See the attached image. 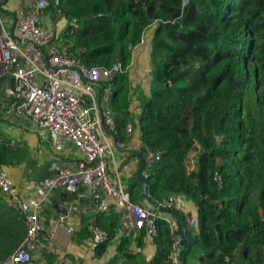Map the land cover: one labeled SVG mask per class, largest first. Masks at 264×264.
Segmentation results:
<instances>
[{
    "label": "trees",
    "instance_id": "1",
    "mask_svg": "<svg viewBox=\"0 0 264 264\" xmlns=\"http://www.w3.org/2000/svg\"><path fill=\"white\" fill-rule=\"evenodd\" d=\"M188 2L50 0L46 10L55 26L58 20L68 22L60 35L56 32L61 51L89 68L121 64L120 73L101 82L99 94L110 92L106 107L122 152L131 142L127 126L135 122L134 54L150 41V96L139 97L141 155L128 153L140 159L142 177L134 174L128 190L132 203L173 218L175 232L159 219L156 237L147 230L123 237L114 209L82 219L78 243L90 240L92 227L108 234L94 250L105 264H172L174 235L183 237L180 259L191 243L186 264L195 246L203 252L199 264L264 263V0ZM12 103L0 107V167L5 168L31 156L27 143L8 132L19 124L10 113ZM150 152L160 159L148 165ZM173 196L197 208L196 234L183 213L165 209ZM26 236L24 215L0 192V261ZM147 245L155 247L152 256L144 253ZM44 253L50 264L59 258Z\"/></svg>",
    "mask_w": 264,
    "mask_h": 264
},
{
    "label": "built area",
    "instance_id": "2",
    "mask_svg": "<svg viewBox=\"0 0 264 264\" xmlns=\"http://www.w3.org/2000/svg\"><path fill=\"white\" fill-rule=\"evenodd\" d=\"M49 5L50 0H29L20 12L10 11V17L5 0H0V107L13 101L12 117L24 129L30 125L51 134L55 153L49 176L35 184L32 194L20 191L8 170L0 167V192L21 211L27 225L24 242L0 264H34L33 252L50 251L42 236L54 238L62 229L75 239L83 228L81 219L112 209L121 215L123 237L136 238L144 230L151 238L156 237L159 219L175 232L173 218L132 203L128 184L111 170L112 163L116 165V125L106 107L109 90L102 95L97 88L100 90L101 82L120 73L121 64L89 68L61 51L56 44L57 27L46 13ZM127 132H134L132 123ZM154 159L159 160V155L150 152L145 157L148 165ZM56 192H60L65 205L50 217L45 210ZM81 197L89 198L90 205H83ZM183 201L173 196L165 209L181 212ZM74 217L79 221L72 223ZM188 223L195 226L192 215ZM91 231L88 243L94 250L108 241L102 229L92 227ZM182 241V236L174 235L172 264H182ZM59 264L74 261L63 255Z\"/></svg>",
    "mask_w": 264,
    "mask_h": 264
},
{
    "label": "crops",
    "instance_id": "3",
    "mask_svg": "<svg viewBox=\"0 0 264 264\" xmlns=\"http://www.w3.org/2000/svg\"><path fill=\"white\" fill-rule=\"evenodd\" d=\"M26 1H29V0H14L13 5L17 6L18 7L17 11L20 12L21 10L25 8ZM5 10H6V14L11 17L12 12H10V10L7 8V5L5 7ZM150 34H151V31H150ZM150 34H148V37ZM147 43H148V47L150 48V51H149V54H150L151 47H150L149 39H147ZM144 49H145V43L143 44V46L139 47L135 51L133 65L131 68V75H132L133 83L136 86V93H137L135 97V101L133 102V107H132V110L134 111V114H135L134 115L135 122L133 124L134 132L130 135L131 142L129 143L125 151L123 152L119 151L117 147L116 162H115L116 165L113 163L111 165L112 172L113 173L118 172L121 178L127 184L131 180L132 176L134 174H137L140 169V159L136 157H129L128 153L129 154L133 153L131 151H140V138H139L140 133L138 129V121H139L141 112L139 108L140 106L139 97L150 96V87H151L152 77H153L152 70H151L149 73L151 80L148 81L149 84L146 87L147 81L142 80L138 74V70L139 68H141V65H139V62H138V58L140 57V54L144 52ZM140 72L141 70L139 71V73ZM137 76H138V80H136ZM135 123H137V125H135ZM9 129H14V131H10L9 134H11V132H17V133L25 132V134L35 133L34 136H31L25 139L26 140L25 142L27 143L28 147L30 148V152H31L29 161L21 165L6 168L8 170V173L12 177L16 187L20 191H27L30 194H32L34 192L35 184H37L38 182L48 177L51 172V164L53 163V159L55 155L54 150L51 145V134L35 129L33 126H30V125H28L24 129L22 128L21 124H17L16 126L12 128H8V130ZM14 137L16 138V136ZM114 143L116 145V141ZM38 150L40 154V159L37 161H34L33 152H38ZM71 153L74 154L73 152ZM35 170H38V173L36 176L33 174V171ZM61 198H62V195L60 194V192H56L53 198V201L51 202V204H49L46 207L45 211H47L48 216L52 217V216L57 215L59 213V209H61L65 205V202ZM83 198H84V201L89 199L87 197H83ZM84 205L88 206L90 204L84 203ZM181 213H183L186 216L187 221L189 220V217L191 215L194 219L197 218V208L184 201H183V209L181 210ZM85 218L87 217H84L83 219ZM75 220L79 221L78 217H74V219L72 220L73 221L72 223H75L76 222ZM190 229L192 232L194 231V234H196V231L194 230L195 227H190ZM41 239L48 245L50 249V251L47 250L49 251L48 253L56 254L59 258L63 255H70L72 256V259L75 261V264H81V263L87 264L82 261V260H86V258L82 257L84 253L82 251V248H85L83 246L85 244L89 245L88 243L89 240L83 243H78L77 241H75V239H72L68 235H66L62 229L57 230L54 238L47 239L44 236H42ZM117 244H118V240L110 248L107 258L109 256H113L115 249L117 247ZM154 252H155V247L153 245H147L144 250V253L146 256H152ZM46 255L47 253L45 254L44 252H33L32 253L33 263L34 264H50L47 261ZM94 255H95V251H94ZM202 256H203V252L200 249V247L195 246L193 248L192 255L188 258V261H189L188 264H199ZM59 258L56 261V263H53V264H59ZM88 258L89 257H87V259ZM103 261H104L103 259L97 258L96 264H105V262Z\"/></svg>",
    "mask_w": 264,
    "mask_h": 264
},
{
    "label": "rangeland",
    "instance_id": "4",
    "mask_svg": "<svg viewBox=\"0 0 264 264\" xmlns=\"http://www.w3.org/2000/svg\"><path fill=\"white\" fill-rule=\"evenodd\" d=\"M13 3H14V0H9L8 3L6 4L7 8L10 11L13 10V11L17 12L18 7L14 6ZM48 15L50 16V14H48ZM50 19H51V17H50ZM52 23H53V21H52ZM53 25H55V24L53 23ZM67 25H68V22H66L65 20H58L57 21V26H56L57 27V34L60 35L65 30ZM149 51H150V48L148 47V43H147V40H146L144 52H142V54H140V57L138 58L139 65H141V68H139V70H138V74H139V76H140V78L142 80L147 81L146 87L149 84L148 81L151 80V77H150V74H149L150 71H151V67H150V64H149V61H150ZM140 70H141V72L139 73ZM130 75H131V73H130ZM131 79H132V77H131ZM136 80H138V76L136 77ZM97 91L99 92L98 88H97ZM135 125H137V123H135ZM8 131L10 133V131H14V129H9ZM34 134L35 133H33V134L26 133L25 134V132H21V133L11 132L10 135L16 136V138H15L16 140H19V141L20 140H24V141H26L25 140L26 138L34 136ZM33 156H34V159H33L34 161L39 160L40 159L39 150H38V152H33ZM192 167H193V162L191 160L190 162H188V168L192 169ZM37 173H38V170L33 171V174L35 176L37 175ZM83 246L85 248H82V251L84 252L82 257L86 258V260H82V259H80V260H82L83 262H85L87 264H96L97 263V257L94 255V249L92 248V246L86 245V244L83 245ZM87 257H89V258L87 259ZM103 262H106V261H103ZM81 264H84V263H81Z\"/></svg>",
    "mask_w": 264,
    "mask_h": 264
},
{
    "label": "water",
    "instance_id": "5",
    "mask_svg": "<svg viewBox=\"0 0 264 264\" xmlns=\"http://www.w3.org/2000/svg\"><path fill=\"white\" fill-rule=\"evenodd\" d=\"M58 2V0H56ZM137 155H141L140 151H131ZM138 177L141 178L142 177V168L139 169L138 171ZM146 187V185H145ZM167 210V209H166ZM169 211V210H168ZM182 225H183V231H184V237L185 239H187V234H188V226L187 224L182 220ZM191 243L188 241V248L186 250V253L182 256L181 260H182V264H186V257L187 254L191 251ZM229 264H238L234 259H230L229 260Z\"/></svg>",
    "mask_w": 264,
    "mask_h": 264
}]
</instances>
